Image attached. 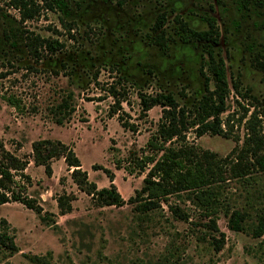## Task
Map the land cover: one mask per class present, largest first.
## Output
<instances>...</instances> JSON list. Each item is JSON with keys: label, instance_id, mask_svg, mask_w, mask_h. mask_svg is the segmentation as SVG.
Segmentation results:
<instances>
[{"label": "rangeland", "instance_id": "obj_1", "mask_svg": "<svg viewBox=\"0 0 264 264\" xmlns=\"http://www.w3.org/2000/svg\"><path fill=\"white\" fill-rule=\"evenodd\" d=\"M27 1L37 11L21 18L10 0H0V95L12 94L22 106L15 110L0 97V140L28 159L24 172L30 184L25 191L45 218L39 220L17 202L0 204V218L18 249L9 253L0 246V264H264V232L257 238L250 232L264 215V172L254 166L245 179L230 173L240 151L253 147L264 153V110L259 105L264 103V0H248L246 9L239 0H57L62 7ZM159 12L165 13L167 42L160 54L149 28ZM206 16L215 19L219 31L214 51L224 60L229 86L236 79L241 91L247 88L256 98V103L242 98L229 87L227 110L220 114L225 136L196 137L188 130L184 141L174 143L215 155L212 189L220 202L216 230L184 192L147 212L128 203L103 205L77 188L62 158L51 160L49 176L33 164L30 143L58 139L71 146L96 188L108 187L109 181L101 169L91 168L93 164L112 172L123 199L131 196L145 171L130 174L123 167L146 152L145 142L160 115L159 106L142 114L137 92H170L179 104L202 94L201 45L183 44L178 34L180 22L206 28ZM26 37L55 39L62 47L35 60L23 46ZM109 85L120 93L118 98L107 93ZM66 91H72L74 111L57 125L47 108ZM115 99L122 101L111 113ZM249 118L256 137L245 144ZM248 152H243L242 162L253 161ZM62 194L70 197L71 209L59 214L55 198ZM232 210L244 215L240 232L227 227ZM181 213L185 218L178 217ZM216 243L221 245L218 250Z\"/></svg>", "mask_w": 264, "mask_h": 264}, {"label": "trees", "instance_id": "obj_2", "mask_svg": "<svg viewBox=\"0 0 264 264\" xmlns=\"http://www.w3.org/2000/svg\"><path fill=\"white\" fill-rule=\"evenodd\" d=\"M43 1L44 5L48 7H52L53 2L58 7L64 6L57 0ZM10 2L14 7L21 10V18L31 17L37 11L36 7L27 6V0H10ZM203 20L206 28L202 30L189 28L184 22L179 23V34H181L183 40L209 42L204 44V57L199 66V72L203 77L202 94L194 98L189 104H179L170 92H157L154 94L137 92L141 113L145 114L151 107L159 106L160 115L155 124L154 132L149 135L145 142L146 152L142 151L139 156L133 157L131 166L123 167L130 174L136 171H145L140 187L134 189L131 196L123 199L112 182V172L101 165L93 164L91 168L101 169L109 181L108 187L96 188L95 183L88 180L87 173L81 168L79 159L71 146L58 139L38 138L33 140L30 143V157L33 164L41 165L45 175L49 176L51 174V160L62 158L69 177L77 188L91 198H97L103 205L118 206L128 203L133 204L138 211L147 212L158 208L159 203L166 201L170 195L184 192L191 202L203 212L204 216L208 217V227L216 230L214 216L218 212L220 202L217 194L212 189V183L216 175L212 161L215 155L206 150L197 154L194 153L193 146L174 143L184 141L188 130H192L196 137L204 133L225 136L220 114L227 110L229 87L242 98L249 97L255 103L256 98L249 95L247 88L241 91L239 82L236 79H231L229 86L224 60L218 51H214L211 45L217 44L219 37L215 19L206 16ZM164 22L165 13L159 12L151 28L153 32L157 33L158 38L155 41L161 47L165 46L161 40L163 34L161 27ZM23 39V46L35 60H39L44 54H54L62 47V44L55 39L39 37L33 39L26 37ZM10 43L16 46L15 40ZM1 50L0 48V54ZM255 62H257L256 59ZM260 68L262 67L260 66ZM53 73L57 74V71L53 69ZM95 76L94 74V79ZM209 82H212L211 88L208 86ZM116 84H121V82L118 80ZM107 93L113 98H118L120 94L114 85L108 86ZM0 97L10 107L21 110L20 100L14 95L1 94ZM120 101L122 100L115 99V107L112 108L111 113H115L119 109ZM259 105L264 110V103ZM242 108L245 112L248 110ZM47 110L53 122L61 125L74 111L72 91H66L62 94L59 101L50 105ZM253 115L254 111L250 113L251 118ZM121 126L134 130L133 125L121 122ZM246 126L250 131L249 136L245 139L247 141L245 144H248L250 141L254 142V137H256L250 118L246 122ZM243 152L250 153L253 161L242 162ZM27 164L28 159L25 156L15 155L6 149L0 140V204L20 203L37 214L39 220H43L45 215L41 213V206L34 197L27 195L25 191L26 186L30 184V177L24 172ZM116 165L119 166L117 163ZM254 166L259 171L264 172V153H259L258 149L251 147L240 151L236 155L235 161L231 162L230 173L234 178L245 179L249 177L248 174ZM55 202L59 214L68 212L71 209L70 197L67 195H58ZM178 217H184L183 213ZM243 219L244 215L241 211L232 210L227 218V227L234 232H240L244 229ZM7 227L8 224L5 219L0 218V246L7 249L9 253H13L18 249L13 236L7 232ZM250 230L253 238L262 235L264 232V215L258 217L256 224ZM213 246L215 250H218L221 245L216 243Z\"/></svg>", "mask_w": 264, "mask_h": 264}, {"label": "flooded vegetation", "instance_id": "obj_3", "mask_svg": "<svg viewBox=\"0 0 264 264\" xmlns=\"http://www.w3.org/2000/svg\"><path fill=\"white\" fill-rule=\"evenodd\" d=\"M258 1V0H257ZM256 1V2H257ZM255 2V1H254ZM248 3H249V1L248 0H239V6L241 7V8H243V9H246V7H247V5H248ZM259 4V3H258ZM158 14V13H157ZM156 14V15H157ZM156 15H155V17H154V20H153V22H152V24H151V26L149 27L150 28V31H151V38L153 37V45L154 46H156L157 48V51H158V53L160 54V53H164V52H166L165 51V46L167 45V42H166V40L164 39V37H163V35H164V30H163V27H164V24L162 25V27H161V30L163 31V34H162V37H161V40L163 41V43L165 44V46H159L157 43H156V39L158 38L157 37V33L156 32H153L152 31V25H153V23H154V21H155V18H156ZM206 25V24H205ZM262 25L264 26V20H263V23H262ZM188 26V25H187ZM189 28H192V27H190V26H188ZM194 29V28H193ZM205 29V28H204ZM178 37H179V41L181 42V43H183V44H185V43H195V44H197V43H199L201 46V51H202V55H201V60H202V58H203V55H204V52H203V47H204V44L206 43H209V42H206V41H203V40H187V41H185V40H183L182 38H181V34H178ZM212 45V47H213V49L215 48V47H218V45H219V41L217 42V44H211ZM161 52H160V51ZM221 55V54H220ZM202 62V61H201ZM200 62V63H201ZM199 63V64H200ZM200 73V72H199Z\"/></svg>", "mask_w": 264, "mask_h": 264}]
</instances>
